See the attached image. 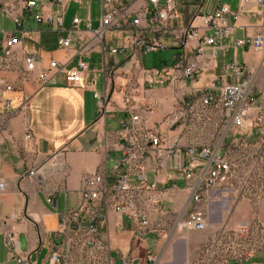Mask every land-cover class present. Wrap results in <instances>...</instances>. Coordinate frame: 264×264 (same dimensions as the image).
I'll list each match as a JSON object with an SVG mask.
<instances>
[{
  "label": "crops",
  "instance_id": "1",
  "mask_svg": "<svg viewBox=\"0 0 264 264\" xmlns=\"http://www.w3.org/2000/svg\"><path fill=\"white\" fill-rule=\"evenodd\" d=\"M24 1L0 0V40L15 36L17 41L12 48L11 70L0 69V77L14 83L11 92L0 88V180L6 185L5 192L0 194V264H18V259L30 264H61L50 260L51 251L58 250L66 260L64 253L71 245L87 246L83 233L59 231V215L79 206L85 174L109 171L119 159L123 144L119 133L131 115H138L147 128L157 130L164 138V145L175 150L172 158L163 161L162 168L149 156L144 174L148 182L156 176L160 184L169 188L168 199L161 202L166 205L164 210L171 215L183 210L199 172L194 170L189 180L179 176L178 168L186 159L184 151L217 140L223 115L214 108L202 113L198 110L179 124H169L166 117L182 102H196L198 92L216 93L221 84L241 80L259 66L261 52L248 46L246 39L259 30L264 19V0L261 3L177 0V17L158 37L159 48L133 55L110 54V49L118 47L109 45L104 35L102 49L92 41L93 34L85 30L86 18L91 30L98 28L101 0L65 2L62 10L61 5L34 0L35 6L30 11L24 8ZM217 4H226L231 11L239 13L236 21L229 20L232 25L229 36L214 46L204 45L200 40H185L181 29L192 21L194 25L200 24L198 18L193 19L196 11L206 13ZM91 6L97 10L94 21L90 19ZM36 15L43 18L37 21ZM74 16L81 20L76 32L70 30ZM58 20H62V28ZM201 34L207 36L210 32L201 30ZM128 35L126 30L118 32L124 40L121 46ZM59 36L69 39L68 48L57 45ZM87 43L93 46L82 57L88 69L80 86L71 87L65 83L64 71L77 64L80 57L76 51ZM25 54L33 56L37 71L48 69L51 62L63 71L43 86L37 85L33 77L22 80ZM232 61L243 67V73L236 79L224 67ZM188 64H194L195 68L190 76H185L183 69ZM94 93L106 94L102 110ZM125 96L131 98L130 112L125 110ZM22 98L27 99L24 113L17 109ZM4 100H10L12 108H6ZM25 124L32 135L30 141L24 139ZM236 134L230 131L224 141L236 145L239 140ZM31 171L33 176L29 175ZM221 206L217 205L219 210ZM211 224L216 228L219 221ZM97 228L113 259L129 257L144 263L146 254H154L159 256L158 262L162 260L161 264L184 262L183 258L163 259L166 241L154 234L137 238V224L125 213H110ZM7 235L11 238L10 245L6 243ZM192 235L181 238L182 251L178 254H183L184 248L189 249Z\"/></svg>",
  "mask_w": 264,
  "mask_h": 264
},
{
  "label": "built area",
  "instance_id": "2",
  "mask_svg": "<svg viewBox=\"0 0 264 264\" xmlns=\"http://www.w3.org/2000/svg\"><path fill=\"white\" fill-rule=\"evenodd\" d=\"M47 1L57 6L61 5L62 10L65 2H80L81 0ZM257 1L262 2V0ZM34 6V0L24 1L26 10L30 11ZM177 14V0H101L98 28L91 30V24L87 18L84 27L86 31L93 34L92 41L102 49L106 32L118 33L126 30L129 33L125 43L119 48L110 49V54H146L159 48L158 37L168 29L170 21L174 20ZM238 16V11H231L226 4H217L206 13L197 10L193 19L198 18L200 24L194 25L192 21L180 32L185 40H200L204 45L214 46L229 36L232 30L229 20L236 21ZM42 18L35 16L37 21ZM47 19L51 20L50 17ZM80 23L81 20L74 16L71 19L70 30L78 31ZM58 24L62 28V20H58ZM201 30H208L210 34L202 35ZM16 42L15 36L0 40L1 70H11L14 58L12 48ZM56 42L61 48L70 46L67 37L59 36ZM246 43L257 52L264 50V19L259 25V30L247 38ZM92 47L90 43H87L77 49L76 53L80 59L74 67L64 71V80L67 85L80 86L82 76L88 69L82 57ZM197 50L200 51L201 48ZM22 64L21 79L27 80L33 77L39 86L47 84L56 73L63 71V68L55 62H51L48 69L37 71L34 58L29 54L23 56ZM224 67L234 79L243 73V67L234 61L225 64ZM194 68V64H188L183 69L184 75L190 76ZM148 82H151L150 75H148ZM250 83L251 73L241 80L236 79L233 83L221 84L216 93L202 90L198 92L196 102H182L166 117L169 124H179L192 118L198 110L202 113L214 108L223 115L221 134L217 140L210 145L199 148L188 147L184 151L186 159L178 168L179 176L184 180H189L194 170L197 169L199 172L189 201L180 213L171 215L168 210L162 209L160 204L164 199H168L166 194L169 188L160 184L156 176L148 182L144 174L146 160L149 156L152 155L157 160L158 167L162 168L163 161L172 158L175 150L171 146L164 145V138L157 130L147 128L138 115H131L129 123L123 124L119 133V138L123 141L121 156L109 171L100 170L85 174L81 202L76 209L65 210L59 215V231L69 230L72 233H83L87 247L106 248L99 238L97 227L110 213H125L134 220L137 224L135 232L137 238H142L146 234H154L157 238L167 242L177 234L202 232L211 227L206 210L212 203L215 193L228 180L229 164L220 149L224 136L230 131L238 134L247 132L251 126L246 119L247 111L253 106L255 100L251 94ZM0 88L3 92H11L14 90V83L5 77H0ZM93 96L99 110H102L106 94L94 93ZM130 102L131 98L125 96V110L129 112ZM3 104L6 108H12L10 100H4ZM26 107L27 99L22 98L17 109L24 113ZM24 126V139L30 141L31 132L26 124ZM29 175L33 176L34 171H31ZM5 190V183L0 180V194ZM47 202L51 203V200L47 199ZM247 231V226L241 224L238 234H247ZM234 241H236V232L221 226L215 230L212 238L202 245L197 254H205L207 259L212 254H226L217 260L218 264H229L231 260L234 264L241 263L245 254L253 252L252 250L247 252L234 249ZM6 243L11 244V238L8 235ZM230 254L238 255L231 256ZM107 257L110 264H134V262L135 264H147L148 262L157 264L159 261V256L154 254H146L144 263L129 257L113 259L109 254ZM207 259L205 264L210 261V258ZM50 260L54 263L68 264L58 250L50 252ZM17 262L18 264H30L25 259H18Z\"/></svg>",
  "mask_w": 264,
  "mask_h": 264
},
{
  "label": "rangeland",
  "instance_id": "3",
  "mask_svg": "<svg viewBox=\"0 0 264 264\" xmlns=\"http://www.w3.org/2000/svg\"><path fill=\"white\" fill-rule=\"evenodd\" d=\"M83 10L84 8L80 9L78 14ZM89 11L90 19L94 21L97 10L91 6ZM105 40L109 45L118 48L124 41L122 36L119 37L118 33L113 31L105 33ZM146 64L149 65V62ZM250 84L251 94L255 100L247 111L246 119L251 126L247 132L236 134L239 138L236 145L231 146L223 141L220 149L229 164L228 180L215 193L212 203L206 210L209 221L211 223L219 221V224L216 228L211 226L202 232L177 234L171 241L165 242L162 249L163 259L165 256L170 261L181 258L182 254H178L182 251L180 240L186 238L188 234H193L189 241V249L184 248L183 264H205L206 255L197 254L198 250L212 238L217 228L225 226L236 232L234 249L247 252L252 250V254L244 255L242 259L244 264H264V50L261 52L259 66L251 73ZM220 204L222 206L219 210L217 205ZM161 207L165 209V203H162ZM241 224L247 226V234H238ZM64 254H67L68 264H110L107 250L103 247L79 248L71 245ZM255 254H259L260 262L254 260ZM225 255L212 254L207 264H218L217 260ZM229 264L234 263L231 260Z\"/></svg>",
  "mask_w": 264,
  "mask_h": 264
},
{
  "label": "trees",
  "instance_id": "4",
  "mask_svg": "<svg viewBox=\"0 0 264 264\" xmlns=\"http://www.w3.org/2000/svg\"><path fill=\"white\" fill-rule=\"evenodd\" d=\"M256 255H257V256H256ZM258 255H259V254H255V258H254V260H255L256 262H260V261H261V259L258 258ZM238 264H244V262L242 261L241 263H238Z\"/></svg>",
  "mask_w": 264,
  "mask_h": 264
},
{
  "label": "water",
  "instance_id": "5",
  "mask_svg": "<svg viewBox=\"0 0 264 264\" xmlns=\"http://www.w3.org/2000/svg\"><path fill=\"white\" fill-rule=\"evenodd\" d=\"M181 258H183V254L181 255ZM134 264H135V262H134Z\"/></svg>",
  "mask_w": 264,
  "mask_h": 264
}]
</instances>
